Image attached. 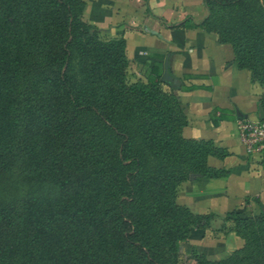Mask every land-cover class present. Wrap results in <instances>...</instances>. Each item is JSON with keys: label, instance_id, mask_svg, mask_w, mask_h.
<instances>
[{"label": "trees", "instance_id": "16d2710c", "mask_svg": "<svg viewBox=\"0 0 264 264\" xmlns=\"http://www.w3.org/2000/svg\"><path fill=\"white\" fill-rule=\"evenodd\" d=\"M203 5L192 25L230 44L264 88V0ZM84 8L0 0V178L15 172L30 188L0 201V264H177L180 243L212 217L178 204L177 190L192 174L225 176L207 157L229 152L185 138L183 85L154 66V80H131L125 40L103 39ZM227 216L243 245L204 263L264 264L262 209Z\"/></svg>", "mask_w": 264, "mask_h": 264}, {"label": "crops", "instance_id": "0c3cea01", "mask_svg": "<svg viewBox=\"0 0 264 264\" xmlns=\"http://www.w3.org/2000/svg\"><path fill=\"white\" fill-rule=\"evenodd\" d=\"M83 1V21L96 26L103 39L125 40L126 57L140 80L147 81L149 75L155 79L152 66L161 77L168 56L170 74L184 87L175 91L186 116L182 135L211 140L229 152L223 159L207 157V164L225 170V176L192 174L176 194V202L192 212L212 214L207 226L192 228L180 243L177 264L225 258L243 245L229 230L232 219L227 213L258 214L264 206V167L248 151L243 136L244 123L258 119L257 102L264 89L247 69L238 68L230 44L192 25L206 14L203 0Z\"/></svg>", "mask_w": 264, "mask_h": 264}, {"label": "rangeland", "instance_id": "374dc122", "mask_svg": "<svg viewBox=\"0 0 264 264\" xmlns=\"http://www.w3.org/2000/svg\"><path fill=\"white\" fill-rule=\"evenodd\" d=\"M130 79L139 80V78L136 77V75H134L132 67H131ZM250 152L255 154L257 161L260 163L262 167H264V147L261 148L259 144L255 145ZM29 190H30L29 186L25 183H22L15 172H11L10 174L4 175L3 177L0 178V201H8L10 199L19 197L23 194L28 193Z\"/></svg>", "mask_w": 264, "mask_h": 264}, {"label": "built area", "instance_id": "2783aa9c", "mask_svg": "<svg viewBox=\"0 0 264 264\" xmlns=\"http://www.w3.org/2000/svg\"><path fill=\"white\" fill-rule=\"evenodd\" d=\"M243 136L248 151H251L255 145L264 147V121L248 120L243 125Z\"/></svg>", "mask_w": 264, "mask_h": 264}, {"label": "water", "instance_id": "95a60500", "mask_svg": "<svg viewBox=\"0 0 264 264\" xmlns=\"http://www.w3.org/2000/svg\"><path fill=\"white\" fill-rule=\"evenodd\" d=\"M160 79L166 83H170L171 85H178L179 82L177 81V79L175 77H173L169 70H168V56L165 59V63H164V72L161 75ZM262 211L264 212V206L262 207Z\"/></svg>", "mask_w": 264, "mask_h": 264}]
</instances>
